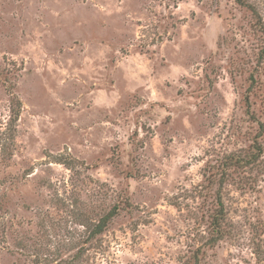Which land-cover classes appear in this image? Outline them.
Instances as JSON below:
<instances>
[{"label":"rangeland","instance_id":"374dc122","mask_svg":"<svg viewBox=\"0 0 264 264\" xmlns=\"http://www.w3.org/2000/svg\"><path fill=\"white\" fill-rule=\"evenodd\" d=\"M247 1L264 22V0ZM252 22L236 0H0V264H185L219 179L231 236L199 264H264L251 246L264 225V61L244 104L262 44ZM258 134L255 162L202 187Z\"/></svg>","mask_w":264,"mask_h":264},{"label":"trees","instance_id":"16d2710c","mask_svg":"<svg viewBox=\"0 0 264 264\" xmlns=\"http://www.w3.org/2000/svg\"><path fill=\"white\" fill-rule=\"evenodd\" d=\"M236 3L240 5L241 7L246 8L252 15L253 18V27L255 28V31L258 33V38L262 42V44L259 46L258 53H257V59L256 62L258 65L256 67H253L252 70L248 74V80L249 85L244 93V104H245V111L246 113L250 114V107H251V96L253 94V82H255V79L258 78L259 73V66L264 61V22L262 21V18L259 16L257 10L255 7L248 3L247 0H236ZM11 109L12 114L10 117V123L14 124L17 121V118L19 116V110H20V102L17 98L13 97L11 101ZM251 116V115H250ZM261 131H263V125H261ZM260 131V132H261ZM260 134V133H259ZM256 136L253 139L254 144L251 145V148L247 150V152L243 155L231 153L226 155L225 159H223L220 163V165L213 166L212 169L207 170L208 175H205L203 178V185L202 187H211L214 185V178L213 176L216 171L219 172V176L229 177V171L231 170L230 167H234V169H242L243 167L252 164L255 162L262 154L261 145L257 141L259 138V135ZM211 167V166H209ZM223 179H219L218 184L216 185V189L214 191V205L211 209V213L208 216L207 219V237L205 241V245L203 246V250L205 247L211 248L214 246L218 241L229 238L230 235V229L228 227L227 222V208L225 206V203L221 196V189L223 186ZM239 183H242L243 181H238ZM119 210V207L114 204L111 207H106L105 210L98 216L96 222L93 224V227H91L90 230V237L93 238L94 236L100 234L105 230L111 219L117 214ZM264 228V225H257L256 231H253L252 238H251V246H252V252L255 256V259L259 262L264 261V247L262 244V239H260L261 234H264L263 228L260 229V227ZM253 227V228H254ZM259 227V228H258ZM203 250L201 247L195 248L193 251L191 258L187 260L185 264H199L201 253H203Z\"/></svg>","mask_w":264,"mask_h":264}]
</instances>
